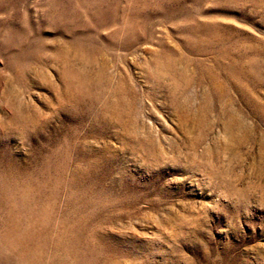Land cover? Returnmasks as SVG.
I'll use <instances>...</instances> for the list:
<instances>
[{"label": "rangeland", "instance_id": "rangeland-1", "mask_svg": "<svg viewBox=\"0 0 264 264\" xmlns=\"http://www.w3.org/2000/svg\"><path fill=\"white\" fill-rule=\"evenodd\" d=\"M0 264H264V0H0Z\"/></svg>", "mask_w": 264, "mask_h": 264}]
</instances>
